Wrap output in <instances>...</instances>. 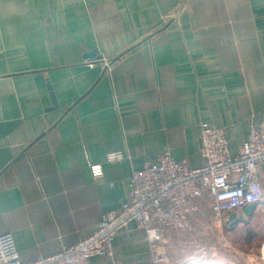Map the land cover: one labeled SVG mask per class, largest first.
I'll return each instance as SVG.
<instances>
[{
    "label": "crops",
    "instance_id": "0c3cea01",
    "mask_svg": "<svg viewBox=\"0 0 264 264\" xmlns=\"http://www.w3.org/2000/svg\"><path fill=\"white\" fill-rule=\"evenodd\" d=\"M260 119L264 0H0V233L21 260L87 236L145 158L167 149L199 166L201 122L224 127L236 153ZM261 182L264 196V167ZM228 215L231 234L264 229V199L238 213L246 223L231 228ZM211 219L204 204L190 228L166 230L162 264H215ZM111 247L89 264H152L135 222Z\"/></svg>",
    "mask_w": 264,
    "mask_h": 264
},
{
    "label": "built area",
    "instance_id": "2783aa9c",
    "mask_svg": "<svg viewBox=\"0 0 264 264\" xmlns=\"http://www.w3.org/2000/svg\"><path fill=\"white\" fill-rule=\"evenodd\" d=\"M198 130L199 166L189 165L185 158H174L167 149L145 158L142 167L127 179L120 208L106 212L87 236L51 255L24 261L18 256L12 235L0 233V264H89L92 257L111 258L114 236L131 222L144 230L152 264H162L167 259L162 247L165 231L190 228L204 204L212 220L220 222L224 212L238 214L250 203H261L264 119L250 123L236 153L230 150L224 127L203 121ZM122 158L120 152L107 155L108 161ZM90 170L95 178L102 174L100 164H91ZM248 264H264V240Z\"/></svg>",
    "mask_w": 264,
    "mask_h": 264
},
{
    "label": "rangeland",
    "instance_id": "374dc122",
    "mask_svg": "<svg viewBox=\"0 0 264 264\" xmlns=\"http://www.w3.org/2000/svg\"><path fill=\"white\" fill-rule=\"evenodd\" d=\"M210 222L212 223V229L215 235L214 240H216L217 245L215 249L218 253V256L215 257V264L225 263L223 256L221 255L224 251L228 252L227 254L229 255H236V253H238V256H235L237 257L235 259H238L239 261L233 260V264H248L249 262L247 263V261H250L257 251L259 245H255V240L257 235L264 233L263 227L261 229H258L255 228V225H248L246 227L243 226L240 228L238 233L231 234L228 232L227 228L224 227L220 222L213 223L212 219L210 220ZM228 243L232 247H229L227 245ZM190 245L191 249H196L195 247L197 244L193 245V243H191ZM191 260L192 259H189V261ZM201 261L203 264H205L204 259H201ZM185 263H187V261ZM194 263L196 264V261Z\"/></svg>",
    "mask_w": 264,
    "mask_h": 264
},
{
    "label": "water",
    "instance_id": "95a60500",
    "mask_svg": "<svg viewBox=\"0 0 264 264\" xmlns=\"http://www.w3.org/2000/svg\"><path fill=\"white\" fill-rule=\"evenodd\" d=\"M48 87H49V89H51V85L50 84H48ZM50 95L52 97L53 102L56 104L55 98H54V94H53L52 91H51ZM255 208H256V203H250V204L246 205L245 208H244L245 215L250 217L253 214V212L255 211ZM226 221H227V223H229V226L231 228H233L239 222L246 223L247 219L244 216H239L236 212H230Z\"/></svg>",
    "mask_w": 264,
    "mask_h": 264
}]
</instances>
